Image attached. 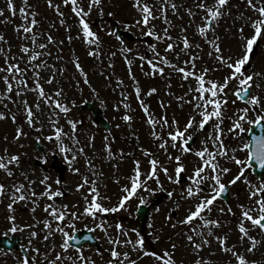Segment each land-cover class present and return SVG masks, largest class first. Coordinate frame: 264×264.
Segmentation results:
<instances>
[{
  "label": "snow or ice",
  "instance_id": "1",
  "mask_svg": "<svg viewBox=\"0 0 264 264\" xmlns=\"http://www.w3.org/2000/svg\"><path fill=\"white\" fill-rule=\"evenodd\" d=\"M46 2L59 17V24L69 31L71 26L67 25V18L61 10V5L70 6L71 14L77 20L75 38L87 46V54L90 57L102 55L99 51L101 40L97 32L91 28L90 17L94 10L101 17L104 15L103 0H86V7L82 0H61V4H55L53 0ZM229 2L230 0H192V6L189 7L188 0H181L180 3L175 0H155L154 3H148L147 0H132V6L138 16L133 24L123 26L129 30L133 26H138L141 37L155 39V42L144 41L145 53H151V57L139 52L135 53L142 62L141 68L144 64L149 66V71L145 75L165 76L169 81L168 87H171L172 75L178 74L182 82L188 85L184 95L176 97L181 108L187 105L189 109L183 126L174 116L169 118L163 113L156 116L151 112L150 107L145 105L141 98L139 81L131 72L133 61L125 55L132 54L133 49L126 46L117 30H107V34L115 37L119 42L118 51L129 66L133 91L145 114V122L150 128L152 142L157 148V152L154 153L148 148L139 147L147 168H143L140 159L133 160L131 170L122 177L125 182L121 184L120 177L115 181L120 185V194L115 205H112V197L102 194L99 190V177L103 176V172L97 171L94 158L87 155L85 148L80 146L81 141L77 135L78 122L71 117V110L76 106V102L72 101L71 105L64 102L63 88L57 87L52 91L45 89V85L58 84L57 76L66 71L63 66L57 68L56 63H49L50 59L55 61L64 59L62 55L64 41H57L51 31L40 28V21L36 18L37 13L29 0H21L18 9L14 0H5L4 6L0 7V17H3L0 22H12V18L19 15L21 23L14 27L19 41L16 55L10 54L11 45L7 50L5 49L3 45L8 42L3 34H0V56L4 58V63L0 65V82L3 84L0 88V105L5 109L0 111V120L11 119L13 124L17 125L14 141L27 137L28 132L18 123L17 114L11 112L5 101L15 105L20 110L23 124L27 125L29 131L38 133L34 136L35 141L52 142L54 144L52 151H58L63 155L73 175L81 176V180L76 184V191L82 192L81 200L84 202L83 205L79 202L62 203L66 191L62 179L59 177L53 179L43 172L40 177L33 179L35 169L31 170V174L21 169L19 174L23 179L17 180L15 170L20 168L21 154H11L5 147L3 154H0V171L13 182L11 184L0 182V203L7 198L9 202L6 208L12 210L15 203L28 202L33 205L32 212L35 213L41 201H44L43 211L46 213V217L42 220H37L33 216V223H25L24 229H27L29 234L28 246L32 251L17 257L18 264H42V262L66 264L67 261H71L72 264H96L94 259L84 255L82 245L77 247L69 243L76 240V236L71 233L75 232L77 222L82 219L90 220L94 225V229L90 231L95 229L102 231L103 238L110 245L107 249L109 259L106 264H138L139 259L144 256L151 257L154 264H177L176 244H170V249L149 251L145 245V238L138 228L128 227L121 219H113L111 215L123 211L131 217L134 215L131 210L134 201L137 202L135 210L138 211L141 205L150 203L149 198L160 191L167 193L176 210L181 208V201L186 205L185 215L181 219L170 223L172 217L169 215L165 220L173 229L177 225L187 226L184 235L187 246L195 257L192 264H211V261H206L201 253L205 247H211L214 241L218 245L219 252L227 257L225 264H233V262L258 264L256 260H249L245 252L237 249L245 248L247 241L249 246L246 252L252 253L259 241L250 233L259 230L264 236V172L258 175L253 172L257 167L264 169V134L255 135L247 141L241 135L252 131V128L246 125H256L264 131V125H261V121H264V96L252 93L254 84L256 88H261V84L256 80L264 79V72L250 70L254 47L264 40V0H245L244 11L239 12L236 17L241 22L236 30V52L233 54L230 48L229 54L225 55L216 29L219 21L226 14H231V9L225 12ZM236 7L239 9V5ZM181 9H184L189 21L187 27L182 26L179 34L174 37L170 29L174 31L176 26L168 18V12L170 10L173 15H177ZM249 10L250 15L246 14ZM108 15L114 16V13L109 12ZM197 16L199 22L196 20ZM180 19L183 17L181 16ZM156 20H161L166 26L157 31V26L153 23ZM193 26V36L198 35L203 45L208 47L207 56L213 61L211 68L204 63L198 66V62L203 60L200 53H203L204 47L199 42L190 41L187 30ZM54 27V23L50 24V29ZM245 29H248V33ZM72 39V36H68L69 41ZM159 44H164L165 47L161 50ZM50 45L57 48L54 57ZM169 53H173L177 60L181 55L186 56L187 59L177 64L169 59ZM111 55L115 56L116 53L113 52ZM73 63L74 67L83 74L84 82L88 83L87 74L83 72L79 58ZM109 66L111 67V63ZM215 73L221 75L213 78ZM123 84L124 81L118 78L117 87H123ZM181 86L183 87V83ZM156 92V88H151L147 95L151 96ZM29 93L34 96L32 103L27 99ZM121 95L124 99L114 107L119 110L122 104L124 109H130V102H125L129 94L122 92ZM229 103L233 107L231 126L225 128L224 110ZM160 107L162 110L170 107V102L166 105L160 101ZM250 113H255V118L250 119ZM61 119L64 120L63 125L60 123ZM122 119L131 126L133 116L127 111ZM45 132L48 134L45 135ZM225 134L240 143L235 147H228L225 144ZM196 138H199V147L196 146ZM91 139L94 140V136ZM104 139L107 159H115L118 156L123 160L125 156L131 155L124 153L123 149L114 153L111 143L107 142L109 137L105 136ZM5 140L7 141V137ZM89 146L94 147V144L90 142ZM242 150L245 151L244 158L237 155ZM161 154L164 157L163 161L160 159ZM80 156L85 159L87 174H81L80 168L75 167ZM187 157L193 159L186 162ZM37 159L44 157L38 156ZM222 160L227 164H222ZM228 165L237 167L236 174L231 178L228 177L232 173V168ZM249 173L257 175V179L251 180ZM90 176L96 179H90ZM238 181H243L245 184L247 195L245 203L237 204V208L240 209V215L237 217L224 194L229 191V186L235 185ZM165 182L179 187L177 199H172L176 189L165 188ZM37 184L41 188L39 192L36 191ZM236 198L239 200L238 194ZM218 200H225L227 213L236 220L235 230L230 229L229 233L218 234L216 231L224 224L221 218H213L211 215ZM160 210V207L155 208V212ZM219 212L223 215L225 207L221 206ZM3 219L11 225L10 232L24 230L16 223L14 212L6 213ZM38 225H42V228L37 231L35 229ZM233 231L237 233V243L229 244ZM57 233L61 235V242L58 245L45 248L43 252L38 246L33 245V240L41 235L47 242ZM153 233H155L154 228ZM6 236L7 234L5 238ZM91 238L99 239V237L89 239ZM154 239L159 241L160 236L155 235ZM56 247H59L60 251L57 252ZM70 249L73 251L72 255L68 254ZM96 251L97 254L102 255L99 249ZM133 252L137 253L136 259L132 258ZM210 255L215 256L216 253L212 252Z\"/></svg>",
  "mask_w": 264,
  "mask_h": 264
},
{
  "label": "rangeland",
  "instance_id": "2",
  "mask_svg": "<svg viewBox=\"0 0 264 264\" xmlns=\"http://www.w3.org/2000/svg\"><path fill=\"white\" fill-rule=\"evenodd\" d=\"M17 9L21 5V0H14ZM33 9L37 13V19L40 21V28L44 31H51V34L55 37L57 41L63 40V57L61 61H55L50 59L49 63H56L57 68L63 66L66 71L62 75L57 76L58 84L54 83L51 86L45 85L46 91H52L53 89L60 87L64 90L65 103L71 105L72 101L76 102V106L71 110V117L76 120L77 123V135L81 141L80 146L85 148L87 155L94 158L97 171H102L103 176L99 177V190L102 194L112 197L111 204L115 205L119 197V188L120 185L115 183L118 177L121 178L120 183L123 184L125 181L122 177L126 176L133 166V160L140 159L143 165V168H147V163L142 157L139 147L143 146L148 148L154 153L157 152L156 144L152 142L150 137V128L145 122V114L143 113L139 102L137 101L136 95L133 91L132 79L129 76V66L124 60L123 55L118 51L120 47L119 42L115 37L109 36L107 30L115 29V25L123 28H127L123 25L133 24L134 19L138 16L136 9L132 6V0H103V10L104 15L101 17L97 11H93L90 17V25L93 31L97 32L101 40V45L99 51L102 55L98 57H90L87 54V46L82 43L81 40L76 39L77 27L76 18L73 17L69 7H64L61 5V10L64 11L65 17L67 18V25L71 26L70 31L67 30L65 26L59 24V17L56 12L49 8L46 0H29ZM84 6L86 7V0H82ZM148 3H154L155 0H147ZM175 2L180 3L181 0H175ZM55 4H61V0H53ZM5 0H0V7L4 6ZM236 5H239L237 9ZM188 6H192V0H188ZM245 7V0H230L229 5L225 9L227 13L228 9H231V14H226L220 21L216 29L217 34L220 36L221 47L225 55L229 54V49L231 48L233 54L236 52V30L240 26V21L236 19L239 12H243ZM114 13V16H109L108 13ZM248 15L251 14L249 10ZM6 15L8 13L6 12ZM183 19H180V17ZM168 18L176 26L175 30H171V34L175 37L179 34L180 28L182 26L187 27L189 17L185 14L184 9H181L177 15H173L169 10ZM3 20V17H0V21ZM197 22H199V16L196 17ZM21 23L19 15L12 18V22L2 23L0 22V34H3L5 40L8 42L3 46L7 50L9 45H11V55L17 54V45L19 41L17 40L16 33L14 31L15 25ZM55 24L54 28L50 29V24ZM157 26V31L165 27L161 20L153 21ZM131 31L135 34L136 38L134 41L129 42L125 41L127 47L133 49L132 54L128 55V58L133 61L131 65V72L135 76V79L139 81V86L141 88V98L144 100L145 105L150 107L151 112L156 116L166 114L169 118L173 116L180 121L181 126H183L187 113L189 111L187 105L183 108L180 107V102L176 97L183 96L187 91V83L182 82L180 75L173 74L171 77V87H168L169 81L165 76H148L145 75L149 71V66L144 64L141 68V61L135 56L136 52L140 54H146L151 57V53H145L144 41L155 42L154 37H141L140 30L138 26H133ZM194 26L189 27L187 30V35L193 43L199 42L203 45L201 38L196 35L193 36ZM245 32L248 33V29H245ZM68 36H72L71 41L68 40ZM53 52V57L57 54V48L53 45L49 46ZM158 47L162 50L165 45L159 44ZM204 51L200 53L203 56V60L198 62V66L201 63L206 64L209 68L213 67V61L207 56L208 47L203 45ZM179 51V49H176ZM115 52L116 55L112 56L111 53ZM169 59L177 64H181L183 60L187 59L186 56L181 55L179 60L176 59L173 53L168 54ZM79 58V62L83 68V72L87 74L88 83L84 82V76L80 73L75 67L73 61ZM4 63L3 56H0V65ZM111 63V67L109 66ZM251 71L253 72H264V40H261L257 46L254 47V51L251 58ZM168 70L166 69V72ZM221 75V73H215L213 78ZM122 79L124 81L123 87H117V79ZM256 82L261 84V88H256L255 84L252 87L253 95L259 93L261 96H264V79L257 78ZM183 83V87L181 86ZM3 87L2 82H0V88ZM151 88H156L157 92L151 96L147 95V92ZM126 92L129 94L128 100L125 102H130L131 108L124 109L121 104L119 110H117L114 105L119 104L123 99L121 93ZM171 93L172 95H169ZM115 94H118L117 97H114ZM99 97V99H96ZM27 99L30 103L34 101V96L32 93L28 94ZM97 100L100 103L104 110L105 116L109 118L112 123V132L108 133L105 129L99 128L97 125H93L90 121V115L86 110H83L82 103L87 100ZM160 101H163L166 105L170 102V107L161 109ZM8 108L12 113H16L18 116V123L23 125L24 131L28 132L27 137H22L19 141H14L13 137L16 132V124H13L11 119L0 120V154H3V149L7 147L9 153L21 154L20 156V168L15 170L16 179L22 180L23 177L20 176V170L28 171L31 174V170L35 169V176L33 179L40 177L41 173H46L51 176L53 179L59 177L62 179V182L65 185L66 191L62 199V203L73 204L79 202L83 205L81 200L82 192L76 191V184L81 180L80 175H73L69 170L68 166L63 173L56 172L52 169L50 171L47 168V165L51 162V153H57L59 156V163L65 162L64 157L58 151H52L54 149V144L52 142H43L40 143L43 147L42 150L38 149L36 144L37 142L34 139V136L38 133L34 131H29L27 125L23 124V121L20 119V110L13 104L8 103ZM0 111H5L4 107L0 105ZM133 116V120L130 122H125L122 117L125 112ZM233 107L231 103L228 104L227 108L224 110L225 123L224 127H230V118L232 117ZM255 113H250L249 118H255ZM43 118V117H41ZM81 119L83 120L82 125ZM60 123L63 125L64 120L61 119ZM119 125V127H117ZM251 125H246L250 127ZM67 127V126H65ZM48 133L45 132V135ZM135 134V135H133ZM245 141L248 139V132L241 134ZM94 136V140L91 138ZM108 136L109 140L107 142L111 143V147L114 153H118L120 149H123L124 153L131 155L125 156L123 160H120L117 156L115 159H107L106 153L104 151V145L106 143L104 137ZM7 137V141L5 140ZM114 138V139H113ZM225 144L228 147H235L239 144V141L232 140L225 134ZM94 144V147H90L89 143ZM23 145V147H20ZM196 146L199 147V138H196ZM51 152V153H49ZM26 154V155H25ZM240 158L245 157V151L242 150L237 153ZM44 157V159L38 160L37 157ZM160 159L163 161L164 157L161 154ZM192 157H187L188 160H192ZM222 164H227L226 161H221ZM118 165V167H116ZM232 168V173L229 174L228 178L235 175L237 172V167L235 165H228ZM75 167L80 168L81 174H87L88 169L85 166V159L83 156L78 157ZM249 178L253 181L257 179L256 175L251 173L248 174ZM90 179H96V177H91ZM163 179V178H162ZM227 180V178H226ZM225 180V183H226ZM0 182L6 184H11L13 181L8 178L4 172L0 171ZM106 185V187H105ZM155 187V185H153ZM164 187L171 190L173 187L176 189V194L172 199H177L179 194V187L174 185H169L167 182L164 183ZM41 190L40 186L37 184L36 191ZM164 191L155 193L150 197V203L147 205L151 206V214L147 220L146 229H142L139 219L136 215L135 203L133 202L132 211L134 215L129 217L127 213L121 211L119 214H111L113 219L119 218L122 222L128 227H136L140 230V234L145 238V245L149 251L159 250L161 248H169L170 244H176L175 250V259L177 264H192V261L195 257L192 255L191 250L187 246V241L184 233L187 231V226L177 225L175 229L170 227V223H175L177 220L181 219L185 215V207L183 201H181V208L176 210L172 204V200L169 198L161 200V196ZM237 194L239 195V200H237ZM145 195H147L145 193ZM246 191L245 184L243 181H238L235 185L229 186V195L228 202L230 203L233 210L236 212L237 217L240 215V209L237 208L238 203L246 202ZM9 201L7 198L4 199L3 203H0V235H10L13 232H10L11 225L4 221L3 217L8 212H14L16 216V223L19 224L21 229H24L25 223H33V216L37 220H42L46 217V213L43 211V203L41 201L40 207H38L35 213L32 212L33 205L28 202L19 201L13 205L12 210H8L6 205ZM107 203V202H106ZM221 206L225 207V213L222 215L219 212ZM160 207V212H155V208ZM171 216V222L165 220L166 216ZM213 218H221L224 222L223 227L217 229L218 234L229 233V230H235L236 220L233 219L227 213V205L224 200H218L216 207L211 213ZM87 225V226H85ZM42 228V225H38L35 230ZM81 228H92L94 225L90 220L82 219L76 224V230L78 231ZM153 228L155 233H153ZM18 234L21 238V246L25 249L26 254L31 253L32 249L28 246L29 234L28 230L24 229L23 231L14 232ZM73 234V233H71ZM95 234L100 239V247L96 248L89 245H83L82 250L86 257L94 259L96 264H106L109 259V254L107 249L110 247L106 240L103 238V232L99 229H95ZM255 236L259 243L256 246V249L252 253H247L246 248L249 246L248 242L245 241V248H238V251L245 252V255L249 260H256L258 264H264V236H262L259 230L250 233ZM155 235L160 236V240L156 241L154 239ZM135 239V236H133ZM61 242V235L57 233L51 237L47 242L42 238V235L37 239L33 240V245L38 246L41 249V252L45 248H50L53 245H58ZM229 244L237 243V233L233 231L231 233V238L228 241ZM97 249L100 250L102 255L97 254ZM56 251H60L59 247H56ZM215 252V256H211L210 253ZM69 255L73 254V251L69 250ZM23 255V252L18 249L16 252H2L0 251V264H18L17 257ZM132 258L136 259L137 253H131ZM202 257L206 261H211V264H225L227 257L219 252L218 245L215 241L212 243L211 247H205L201 253ZM43 264V262H42ZM66 264H72L71 261H67ZM138 264H154L151 257L144 256L139 259ZM235 264V262H233Z\"/></svg>",
  "mask_w": 264,
  "mask_h": 264
},
{
  "label": "water",
  "instance_id": "3",
  "mask_svg": "<svg viewBox=\"0 0 264 264\" xmlns=\"http://www.w3.org/2000/svg\"><path fill=\"white\" fill-rule=\"evenodd\" d=\"M89 106H91V104H88ZM260 130V129H259ZM260 132H263L262 130H260ZM255 136V135H254ZM253 137V136H252ZM264 169H259L258 167L255 169V171H257L258 173H259V171H263ZM139 213H140V215L142 216V221L144 222V220H145V217H146V215L148 214V208L147 207H141L140 209H139ZM89 236H88V234H84L83 235V237L82 238H79L78 237V235H76V240H74V241H72V242H77L78 244L79 243H81L82 241H85L87 238H88ZM3 245H7V243H6V241L5 240H3L2 242H1Z\"/></svg>",
  "mask_w": 264,
  "mask_h": 264
}]
</instances>
